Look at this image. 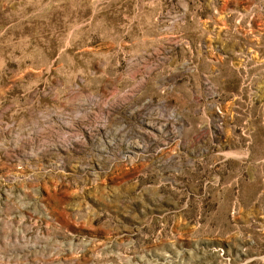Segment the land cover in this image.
Wrapping results in <instances>:
<instances>
[{
	"label": "rangeland",
	"instance_id": "obj_1",
	"mask_svg": "<svg viewBox=\"0 0 264 264\" xmlns=\"http://www.w3.org/2000/svg\"><path fill=\"white\" fill-rule=\"evenodd\" d=\"M0 264H264V0H0Z\"/></svg>",
	"mask_w": 264,
	"mask_h": 264
}]
</instances>
